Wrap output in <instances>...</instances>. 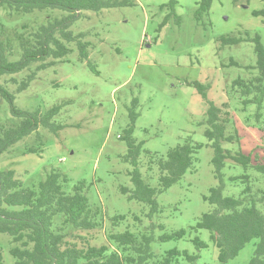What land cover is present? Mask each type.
Segmentation results:
<instances>
[{
  "label": "rangeland",
  "instance_id": "374dc122",
  "mask_svg": "<svg viewBox=\"0 0 264 264\" xmlns=\"http://www.w3.org/2000/svg\"><path fill=\"white\" fill-rule=\"evenodd\" d=\"M170 1L137 0L133 7L84 12L71 31L85 34L89 60L81 61L79 48L72 43V52L62 62L38 72L29 87L16 94L15 106L25 112L43 115L60 106L55 122L63 128L57 134L40 128L38 134L18 142L0 157V171H15L17 179L30 188L44 181L52 170L65 174L71 186L84 183L89 203L100 209L105 222L101 228L77 231L66 240L79 248L107 246L110 219L125 216L118 231L154 235L151 248L155 254L178 249L199 255L197 264H219L210 232L190 230L203 214L215 208L204 197L221 184L212 164L215 152L205 136L208 104L193 84L209 85L207 99L234 121L240 143L223 147L251 155L253 164H264V101L261 108L245 106L244 98L232 87L238 78L255 77L254 71L245 68L256 65L254 43L220 49L218 42L222 36L246 37L249 33L251 37L259 35L264 46V18L253 16L254 11L264 9V0H239L237 4L234 0H214L209 16L200 22L195 16L200 0H178L175 12L181 22L174 16L160 30L171 13L162 6ZM63 15L66 13L60 10L10 15L0 9V24L13 32L22 25L37 27L46 23L47 17ZM231 60L242 67L230 66ZM35 68L12 78L22 81ZM9 89L14 91L17 86ZM135 99L133 137L143 144L139 169L151 187L157 188L159 179L158 168L153 165L150 169L152 155L165 156L188 138L203 145L196 170L159 193L156 209L130 200V194L121 191L134 189L129 175L134 167L124 157L129 151L126 133L132 125L130 109ZM13 120L10 104L0 97V126ZM27 147L39 152L25 154ZM248 173L258 180L257 187H264V176L254 169ZM244 174L241 166L227 162L222 178L226 196H240L242 186L230 178ZM181 229L188 231L184 239L159 240ZM196 237L208 248L198 250L193 242ZM257 244L256 239L249 242L229 264H248ZM9 249L8 236L0 234V250L12 264Z\"/></svg>",
  "mask_w": 264,
  "mask_h": 264
},
{
  "label": "trees",
  "instance_id": "16d2710c",
  "mask_svg": "<svg viewBox=\"0 0 264 264\" xmlns=\"http://www.w3.org/2000/svg\"><path fill=\"white\" fill-rule=\"evenodd\" d=\"M214 0H200L196 11V19L202 21L208 17ZM237 4L239 0H234ZM249 2V0H247ZM178 0H171L163 5L171 13L165 18L160 30L174 16L176 22L181 18L176 15ZM137 0H0V9L10 12V15L31 14L36 11L60 10L66 13L62 17H47L46 23L37 27L22 25L9 32L0 24V97L11 106L13 122L0 126V157L13 146L33 133H39L40 128L57 134L62 128L55 122L61 107L55 106L45 114L40 112H25L15 106L16 94L24 91L38 74L51 66L62 62L71 52L70 44L76 43L79 48L80 60L87 61L90 56V46L83 39L85 34H74L71 27L84 12L100 13L103 10L133 7ZM253 16L264 18V9L254 11ZM221 46L232 47L244 42L254 43L257 57L255 66L245 67L255 77L245 80L236 79L232 87L244 98L245 106L256 104L262 107L264 101V46L259 35L251 37L222 36L218 39ZM25 79L18 81L15 76L32 66ZM91 66V64H88ZM230 66H242L231 60ZM11 77L9 80H4ZM10 86H17L11 91ZM193 86L207 101V129L205 136L210 142L215 154L212 164L215 176L221 184L210 190L204 197L215 208L202 215L197 224L190 228L198 232H210V239L218 250L219 264H229L237 258L240 252L252 240H258L255 252L248 264H264V187H257L249 170L254 169L264 176V164L252 163V156L241 150L234 152L223 147L224 144H239L240 135L234 121L228 114H223L220 107L207 99L209 85L194 83ZM137 100H133L131 111L132 125L126 133L128 154L124 160L130 163L134 170L129 173L134 189L122 188L123 194H130V200L145 203L156 209V196L167 191L178 183L188 172L196 170L197 155L202 144L194 143L188 138L184 143L171 148L165 156L152 155L150 169L158 168V187H151L143 180L139 169V157L142 143L134 139V122L137 117L135 108ZM225 107H228L225 104ZM231 130V131H230ZM35 148H26L25 154L38 153ZM230 161L241 166L245 174L231 177L230 181L242 186L239 197L226 196V185L223 183V170ZM125 216H115L110 219L107 233V246L79 248L66 240L73 237L77 231H90L101 228L105 218L100 209L94 208L85 193V184L70 185L68 177L61 171L52 170L46 179L37 186L25 187L17 179L13 170L0 171V234L9 238V255L12 264H197L199 255L187 251L172 249L163 255L152 251L156 241L154 235L148 233L135 234L130 230L118 231ZM188 231L181 229L159 238L162 242L182 240ZM198 250L208 248V244L199 237L194 240ZM0 264H8L3 250H0Z\"/></svg>",
  "mask_w": 264,
  "mask_h": 264
}]
</instances>
